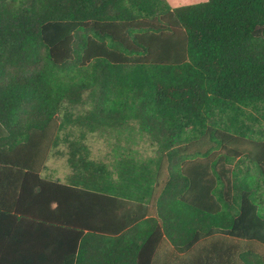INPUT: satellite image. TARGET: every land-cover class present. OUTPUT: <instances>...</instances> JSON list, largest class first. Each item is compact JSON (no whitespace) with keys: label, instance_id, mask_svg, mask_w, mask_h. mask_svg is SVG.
I'll use <instances>...</instances> for the list:
<instances>
[{"label":"trees","instance_id":"trees-1","mask_svg":"<svg viewBox=\"0 0 264 264\" xmlns=\"http://www.w3.org/2000/svg\"><path fill=\"white\" fill-rule=\"evenodd\" d=\"M121 130L157 154L89 157ZM0 173L73 264H264V0H0Z\"/></svg>","mask_w":264,"mask_h":264},{"label":"crops","instance_id":"crops-1","mask_svg":"<svg viewBox=\"0 0 264 264\" xmlns=\"http://www.w3.org/2000/svg\"><path fill=\"white\" fill-rule=\"evenodd\" d=\"M134 136L135 134L133 135L123 132L118 137L125 139L133 138ZM123 149L129 150L131 148L126 146L124 148L120 147V150ZM129 152L130 154H135L131 150H129ZM56 156L61 157L59 156V154ZM58 167L59 161L58 159H56V161L52 163L49 169L50 177L45 176L44 171L46 168L41 172V177L49 180L59 179L64 183V181H66V177L71 175L72 171H69L66 175L60 176V174L58 173ZM5 177V175L0 173V201L14 202L18 200V196L14 195V198H12L11 195L13 193H8V179ZM4 185L6 186L4 187ZM20 201L25 202V200ZM55 206L56 204L53 203L50 209H53ZM50 211L51 210L46 212V214L51 217ZM9 214L10 216H20L16 215L14 211H11ZM32 225L33 224L23 227H7L4 225H0V264H62V255L57 253L58 250L65 251L66 257L69 256L67 257L69 261L66 264H73V257H71V253H68L71 252V250L75 249L72 245L54 243L51 241V230H45L44 228H39L38 226Z\"/></svg>","mask_w":264,"mask_h":264},{"label":"rangeland","instance_id":"rangeland-1","mask_svg":"<svg viewBox=\"0 0 264 264\" xmlns=\"http://www.w3.org/2000/svg\"><path fill=\"white\" fill-rule=\"evenodd\" d=\"M166 1L171 9H175L181 6L202 3L205 2L206 0H166ZM118 132H123V130ZM77 134L78 132L75 131V135ZM116 134L117 133H115L114 131H110L109 133L106 132L104 134H99V133L87 134L84 143L88 148L89 157L96 162L105 163L110 167L115 158V156H113L114 155L113 150L115 148L117 149L119 145H123V148L125 146L131 148L129 150L135 153L136 155L135 157L143 160L147 157H152L157 154L156 146H151L150 142L146 137L139 138V134L137 136L136 133L135 137L131 138L130 141L128 140L129 141L128 142L126 141V139L123 138L117 139L118 135ZM56 151L61 152L62 154L61 157H57L55 155ZM121 151H125V150L123 149ZM66 154H67V146L64 143H61L47 161L45 167L46 169L44 171L45 176L50 177L49 169L52 163L56 161V159H58L59 161L58 173L60 174V176L66 175L68 174L69 171H71L67 162Z\"/></svg>","mask_w":264,"mask_h":264}]
</instances>
